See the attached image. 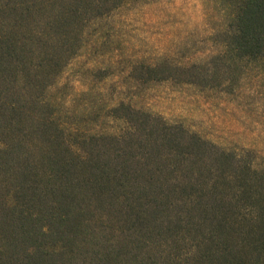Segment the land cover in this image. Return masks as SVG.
Wrapping results in <instances>:
<instances>
[{"label":"trees","instance_id":"16d2710c","mask_svg":"<svg viewBox=\"0 0 264 264\" xmlns=\"http://www.w3.org/2000/svg\"><path fill=\"white\" fill-rule=\"evenodd\" d=\"M178 1L0 0V264H264L256 137L218 144L143 101L185 87L258 137L264 0H182L187 39L126 46L122 12Z\"/></svg>","mask_w":264,"mask_h":264},{"label":"rangeland","instance_id":"374dc122","mask_svg":"<svg viewBox=\"0 0 264 264\" xmlns=\"http://www.w3.org/2000/svg\"><path fill=\"white\" fill-rule=\"evenodd\" d=\"M128 12H122V15L114 22L120 25V33L123 35L126 46H131L134 53L143 51L156 53L173 49L176 40L180 42L188 38L192 29L191 24L194 22L191 6L182 0L178 1L175 7L158 5L142 12L132 10L134 15ZM126 17L130 20H123ZM100 26L106 28L107 20L101 21ZM184 52L187 53L186 50ZM90 57L83 55L78 63L86 64ZM77 67L79 70L80 66ZM105 93H107V86ZM143 101L167 120L182 123L218 144H234L256 137L258 148L264 152L263 129L258 133V137L252 135L249 132L251 130L247 128L243 130L241 123L225 116L221 110L210 105L206 98L198 97L192 90L185 87L174 84L155 85L147 91Z\"/></svg>","mask_w":264,"mask_h":264}]
</instances>
